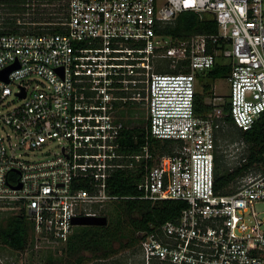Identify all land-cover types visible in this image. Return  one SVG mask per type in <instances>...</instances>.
Returning a JSON list of instances; mask_svg holds the SVG:
<instances>
[{
	"label": "built area",
	"instance_id": "built-area-1",
	"mask_svg": "<svg viewBox=\"0 0 264 264\" xmlns=\"http://www.w3.org/2000/svg\"><path fill=\"white\" fill-rule=\"evenodd\" d=\"M186 12L211 15L218 33H160ZM68 16L63 33H0V233L22 215L27 250L63 248L75 219L122 199L110 193L112 177L140 168L141 199L187 206L140 235L138 264H264L254 209L264 157L233 193L215 188L226 117L247 131L264 113V0H69ZM219 61L232 65L231 92L212 88L199 115V74ZM158 63L178 72L158 73ZM141 104L146 144L127 153L124 130L138 128ZM151 138L174 141V151L155 153ZM226 148L231 167L247 163L244 141Z\"/></svg>",
	"mask_w": 264,
	"mask_h": 264
},
{
	"label": "trees",
	"instance_id": "trees-1",
	"mask_svg": "<svg viewBox=\"0 0 264 264\" xmlns=\"http://www.w3.org/2000/svg\"><path fill=\"white\" fill-rule=\"evenodd\" d=\"M69 0H0V8L6 10L0 13V33L4 34H34L63 33L65 27L62 23L68 19ZM161 34L186 38L191 34H217L218 26L213 17L205 14L203 20L194 13L181 14L175 24L162 27ZM224 47V46H223ZM158 73H177L171 70L168 64L159 63ZM188 72V69L185 70ZM232 72L230 61H219L212 69L203 72L210 80L227 78ZM200 75V74H199ZM212 84H205L203 92L197 95L196 112L204 114L211 107L205 102L206 96L212 92ZM228 111V106H225ZM227 127L220 132V141L216 151V179L215 188L222 194H231L237 188V181L249 169L260 166L264 157V113L250 130L242 131L234 126L232 118L226 117ZM235 142L242 140L248 146V160L243 165L230 166L226 141ZM150 148L160 155L171 154L176 146L172 140L160 141L151 138ZM125 151H139L146 144V135L143 128L124 130ZM141 169L137 173L122 170L110 180V193L121 197L119 201L111 204L109 210H101V217H107L105 226H78L73 235L58 254V259L53 254L47 255L44 264H84L86 253L96 259L107 260L112 258L121 247H133L139 244L140 235L148 231L151 225H160L174 221L181 211L187 206L185 202L163 200L153 202L141 199L142 192L138 190ZM31 238V225L22 215L10 216L3 223L0 239L3 247L26 251ZM139 251L137 246L136 252ZM137 255V254H136ZM130 259V256L127 258ZM117 264V263H114Z\"/></svg>",
	"mask_w": 264,
	"mask_h": 264
},
{
	"label": "rangeland",
	"instance_id": "rangeland-1",
	"mask_svg": "<svg viewBox=\"0 0 264 264\" xmlns=\"http://www.w3.org/2000/svg\"><path fill=\"white\" fill-rule=\"evenodd\" d=\"M5 13L6 10L0 8V13ZM159 63L157 64V66ZM156 66V70H157ZM212 84L214 91L217 92L220 96H223L227 98L231 92V84L227 78H220L216 80H210L206 76L203 75V72H200L198 82H197V91L199 93L203 92V86L205 84ZM138 117L139 119L135 121V123L139 128H145L147 125L148 120V112L147 107L145 104H141V106H138ZM228 141H233L231 138L228 139ZM229 152H231V148H228ZM159 156V154H158ZM158 156L156 159H158ZM230 156V155H229ZM230 158V157H229ZM231 160V159H230ZM112 203L108 204L103 211L109 210ZM255 211L260 215V217L264 220V201H257L254 206ZM138 246V245H137ZM137 246L133 247H121L119 244H116V249L118 252L112 256V258H109L107 260H100L93 257L91 254L86 253V260L84 264H126L127 258L130 256V259L128 260V263L130 261L132 264H138L139 263V256L138 251L137 255L133 252H136ZM62 248V247H61ZM61 248H57L56 250H42L40 252H31L30 250L27 251H15L6 247H2L0 250V264H44L46 262V259L48 258L47 255L53 254L54 257L60 259L61 254L59 253V250ZM65 264V263H64Z\"/></svg>",
	"mask_w": 264,
	"mask_h": 264
},
{
	"label": "water",
	"instance_id": "water-1",
	"mask_svg": "<svg viewBox=\"0 0 264 264\" xmlns=\"http://www.w3.org/2000/svg\"><path fill=\"white\" fill-rule=\"evenodd\" d=\"M108 223L107 217H86L74 220V225L78 226H105Z\"/></svg>",
	"mask_w": 264,
	"mask_h": 264
}]
</instances>
